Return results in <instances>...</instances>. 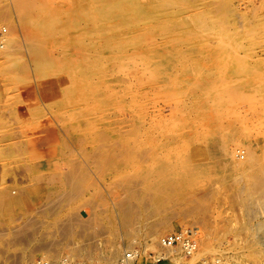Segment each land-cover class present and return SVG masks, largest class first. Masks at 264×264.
Instances as JSON below:
<instances>
[{"label":"rangeland","instance_id":"374dc122","mask_svg":"<svg viewBox=\"0 0 264 264\" xmlns=\"http://www.w3.org/2000/svg\"><path fill=\"white\" fill-rule=\"evenodd\" d=\"M15 1L0 0L24 44L0 51V264H264V0L106 18L108 0H38L59 14L47 73ZM236 144L254 164L225 154ZM183 231L195 258L151 246Z\"/></svg>","mask_w":264,"mask_h":264},{"label":"bare ground","instance_id":"6f19581e","mask_svg":"<svg viewBox=\"0 0 264 264\" xmlns=\"http://www.w3.org/2000/svg\"><path fill=\"white\" fill-rule=\"evenodd\" d=\"M93 2H95V0H92ZM97 1V0H96ZM103 1V0H102ZM100 0V2H102ZM16 6H17V9L18 11H16L18 13V17L20 18V22H23V24L25 25V31H26V36H25V39H26V46H27V49L30 51L31 53V56H32V59H33V62L36 64L37 68L42 72V73H47L48 70H53V68H56V67H53L54 66V56L52 57L51 55V52L52 50L49 49V46L51 44L54 43L53 46H55V44H57V8H55V3L54 4H43L42 2H39L38 0H16ZM106 2V1H104ZM91 3V2H90ZM96 3V2H95ZM94 3V4H95ZM98 3V2H97ZM96 3V5H97ZM99 5L101 3H98ZM95 5V6H96ZM126 5H131L135 11H146L145 10V7L140 4L137 0H108V2H106V4L104 3V5L100 6V11H95V12H100L99 14L104 18H106L107 16H111L113 14H116L117 12H119L121 15L125 12L124 10H127V7ZM91 6H93L91 4ZM94 6V7H95ZM130 6V7H131ZM120 7V10H123V11H119L118 8ZM89 8V7H88ZM126 8V9H125ZM81 9V8H80ZM89 9H93V8H89ZM132 10V8L130 9ZM80 11V10H79ZM85 11V10H84ZM83 11H81L82 13ZM85 12H90V11H85ZM93 12V10L91 11ZM84 13V12H83ZM126 13V12H125ZM133 13V12H132ZM92 14V13H91ZM90 14V15H91ZM137 14V13H136ZM119 15V14H118ZM13 16L12 14V11H0V20L1 19H11ZM92 20V19H91ZM94 20V18H93ZM14 22V21H13ZM12 22V23H13ZM15 23V22H14ZM13 23V24H14ZM16 24V23H15ZM17 25V24H16ZM15 25V27H16ZM14 26V25H13ZM1 27H4V26H1ZM98 27V26H97ZM96 28V27H94ZM99 28L100 26L97 28L98 31H99ZM11 29V28H10ZM97 29H95L97 31ZM101 29V28H100ZM13 30H8V32H11ZM90 32L91 31H94L93 29L92 30H89ZM94 31V32H96ZM97 31V32H98ZM9 34L6 35V43L3 47H0V51L1 50H5L8 43L10 44V47L9 49L7 48V52L5 53V57L7 59L5 60H9V62H14V56L16 57L17 53L20 54L21 50H22V47H23V42H21V39H20V36H13V37H10V35L8 36ZM230 41V40H229ZM68 42V41H67ZM56 50V49H55ZM53 53V52H52ZM18 54V55H19ZM21 58V57H20ZM75 58V57H74ZM17 59V58H16ZM15 59V60H16ZM58 60V59H57ZM18 61V59H17ZM17 61H15L16 64H18L17 67H21L23 68L24 66V63H22L21 61L19 63H17ZM8 62V63H9ZM56 62V61H55ZM14 63V64H15ZM15 64V66H16ZM11 65V64H10ZM9 65V66H10ZM13 65V64H12ZM16 67V68H17ZM57 69V68H56ZM12 71V70H11ZM50 72V71H49ZM72 78V77H70ZM69 78V79H70ZM40 79V78H38ZM50 79V78H49ZM28 80V79H27ZM27 82V81H26ZM244 93V92H243ZM250 96V95H249ZM222 99V98H220ZM256 100V99H255ZM254 101V100H253ZM227 110V109H226ZM226 136V135H225ZM222 141H224L222 139ZM236 141V140H235ZM225 142H223L224 144ZM232 143V142H231ZM234 143V142H233ZM221 144V143H220ZM226 144V143H225ZM236 148L233 150V149H229V148H224L223 145L222 147L224 148L223 151L225 152V154L230 157V156H237L239 157L238 160H235V161H239V162H247L249 164V162L251 161L252 163L255 162V156L251 153V154H245L248 155L246 157V155H243L244 153L241 154L242 150H239L240 147H238V144H236ZM221 147V146H220ZM227 147V146H226ZM238 147V148H237ZM243 148V147H242ZM246 148V147H245ZM244 148V149H245ZM248 149V148H247ZM198 151V150H197ZM248 151V150H246ZM248 153V152H247ZM250 153V152H249ZM255 154V153H254ZM233 158V157H231ZM236 159V158H234ZM256 160H258V157H256ZM249 161V162H248ZM234 162V161H233ZM238 162V163H239ZM236 164V162H235ZM247 164V165H248ZM254 164V163H253ZM252 164V165H253ZM250 165V164H249ZM258 170H264L263 167H260L258 168ZM255 185L258 186V189L261 191L262 193V197L264 196V180H256L255 182ZM14 194V193H13ZM13 200L10 199V197L6 198L5 199V203L6 204H10L12 203ZM255 203H253V206L251 208V212L254 213L257 209L256 207L254 206ZM67 226V225H66ZM264 226V225H263ZM263 226H259V229L258 230H264ZM69 229V227H67ZM192 231V230H191ZM185 232V231H183ZM193 232V231H192ZM160 234H157L156 236H153V242L151 244V246H154V245H157L158 247V255L160 257H166V254H172L173 252H177L178 249H183V247L179 244L177 246H164L161 244V242L158 239ZM261 238H263L262 235L264 234H260ZM200 237V236H199ZM191 238L193 239V243H194V250H192L191 254H194L192 255L194 258L196 257V255L198 254V247H200V245H198L199 243L196 241V236L195 235H192ZM198 239V238H197ZM264 239V238H263ZM177 247H182V248H177ZM202 247V246H201ZM208 248V247H207ZM133 250V249H132ZM135 250V249H134ZM200 250V249H199ZM203 250V249H202ZM111 251V250H110ZM131 251V250H130ZM179 251V250H178ZM183 254L186 256V251L183 250ZM138 250H135L134 253H135V256L138 254ZM182 252V251H181ZM205 253V252H204ZM182 254V255H183ZM173 255V254H172ZM184 255L182 256V259L184 257ZM203 255V254H202ZM125 256V255H124ZM138 256V255H137ZM136 256V258H137ZM188 256V255H187ZM198 256V255H197ZM171 257V256H170ZM179 258H181L180 256H178ZM202 257V256H200ZM135 258V259H136ZM193 258V259H194ZM134 259V258H133ZM133 259H128L127 258V255L123 258V260L125 261V264H130L132 263L131 261H133ZM172 259V258H170ZM177 259V257H176ZM174 259V260H176ZM215 259V258H214ZM213 259V262L217 261V259H215L214 261ZM222 260V259H221ZM219 260V261H221ZM208 261V260H207ZM202 262V261H201ZM211 262V261H210ZM218 262V261H217ZM222 263V262H220Z\"/></svg>","mask_w":264,"mask_h":264},{"label":"built area","instance_id":"2783aa9c","mask_svg":"<svg viewBox=\"0 0 264 264\" xmlns=\"http://www.w3.org/2000/svg\"><path fill=\"white\" fill-rule=\"evenodd\" d=\"M8 34V28L6 26L0 27V47H3L6 43V35ZM192 233L190 232H180V233H172L169 235H165L161 239V244L164 246H177L181 245L187 254H191L192 250H194L193 239L191 238ZM128 259L134 258V253L127 254ZM125 264V261L124 263ZM199 264H221L219 262H210V261H202Z\"/></svg>","mask_w":264,"mask_h":264}]
</instances>
